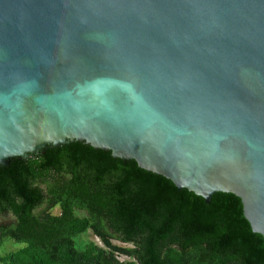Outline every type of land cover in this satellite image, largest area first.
Here are the masks:
<instances>
[{
  "label": "water",
  "instance_id": "1",
  "mask_svg": "<svg viewBox=\"0 0 264 264\" xmlns=\"http://www.w3.org/2000/svg\"><path fill=\"white\" fill-rule=\"evenodd\" d=\"M70 143L264 239V0H0V167Z\"/></svg>",
  "mask_w": 264,
  "mask_h": 264
},
{
  "label": "trees",
  "instance_id": "2",
  "mask_svg": "<svg viewBox=\"0 0 264 264\" xmlns=\"http://www.w3.org/2000/svg\"><path fill=\"white\" fill-rule=\"evenodd\" d=\"M43 153L0 167V249L6 239L22 244L0 264H264V239L235 195L207 204L84 143ZM89 231L104 247L78 248Z\"/></svg>",
  "mask_w": 264,
  "mask_h": 264
},
{
  "label": "rangeland",
  "instance_id": "3",
  "mask_svg": "<svg viewBox=\"0 0 264 264\" xmlns=\"http://www.w3.org/2000/svg\"><path fill=\"white\" fill-rule=\"evenodd\" d=\"M54 215H59L60 213V209L59 208H56L53 210L52 212ZM79 216H83L84 213H79L78 214ZM95 243L97 244L98 246L100 247H104V245L102 244V242L100 241L99 238H97L92 231H89L85 234H83L82 236L78 237L76 239V243H77V246L80 250H84L86 248V246L89 244V243ZM114 244L115 245H118V246H121V247H133L132 245L130 244H124V243H121V242H118V241H114ZM22 247V244H19L11 239H6L5 240V243L4 245L1 247L0 249V256H6L8 255L9 253H12L14 251H17L18 249H20ZM122 260H125V258H122Z\"/></svg>",
  "mask_w": 264,
  "mask_h": 264
}]
</instances>
